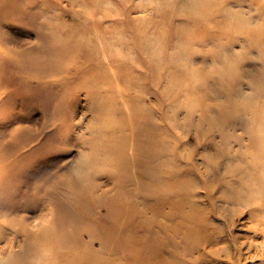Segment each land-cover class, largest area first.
<instances>
[{"label":"rangeland","instance_id":"rangeland-1","mask_svg":"<svg viewBox=\"0 0 264 264\" xmlns=\"http://www.w3.org/2000/svg\"><path fill=\"white\" fill-rule=\"evenodd\" d=\"M77 4L0 0V264H63L75 254L77 264H264V213L221 200L214 176L234 174L216 167L217 141H246L241 122L254 134L264 128V44L170 41L196 25L187 10L164 25L160 0H109L98 24L81 23L95 8ZM125 15L132 22L118 23ZM196 27L240 34L231 19ZM95 29H137L147 40L99 48L87 36ZM238 152L233 166L252 168L241 182L262 178L260 148ZM185 178L196 188L178 183ZM263 193L251 187L247 196ZM74 212L104 234L82 239ZM20 224L40 236L26 238Z\"/></svg>","mask_w":264,"mask_h":264},{"label":"bare ground","instance_id":"bare-ground-1","mask_svg":"<svg viewBox=\"0 0 264 264\" xmlns=\"http://www.w3.org/2000/svg\"><path fill=\"white\" fill-rule=\"evenodd\" d=\"M58 2L61 0H57ZM118 3L122 4L126 0H116ZM142 1V0H139ZM109 2V0H82V3L80 5L77 4V0H72V4L76 3L78 6H84L85 8L90 6L93 10L89 12V16H84L82 15L81 23L85 24H98L104 19H106L107 16H109L111 11H108L105 8H100L103 3ZM249 2V4H248ZM244 3H247L248 6H244ZM257 3V5H256ZM239 7L238 9H234L235 7ZM246 7V8H244ZM64 9V8H63ZM128 9V10H127ZM127 12H131L134 10L133 6H130L129 8L127 7ZM187 10V14L192 18L193 23L196 26H200L201 24H204L205 21H213L215 19H223V20H234L236 23V28L235 31H238L240 34L238 35H226L224 32L225 30L219 29L218 32L213 33L211 31L208 32H200L198 28L195 26L193 28H189L184 32H177L174 35L167 36L166 39L168 40H174L175 42H180L192 38H200V41L203 42H208V41H213L216 42L218 45H228V44H234V43H243V44H264V3L262 5L259 4V2L255 0H232V2H228L227 0H212L210 3H205V4H199L195 2L194 0H160V11L164 15V25L168 24L169 18L172 20L174 17L178 15V12ZM190 10V11H188ZM81 13L80 9L76 8V12ZM174 16V17H173ZM262 19V22L259 21ZM132 22V17L131 15L124 17V19H120L118 23H125V24H130ZM253 24L254 27H249V25ZM137 30V29H136ZM136 30H131V32L128 34L127 32H116V31H109L107 29L98 30L95 29L94 33L90 32L88 33V37L91 38V36L96 37L99 40L98 47L103 48L107 47L109 48L112 46L111 40L116 37H122L126 38L128 40H137V39H142L143 41H146V35L143 34L142 36L136 32ZM223 41V42H222ZM95 47V48H98ZM138 50L140 52H147L150 48L147 46H137ZM101 50V49H100ZM105 51V50H104ZM106 53V52H105ZM104 53V55H105ZM95 79V78H94ZM96 80V79H95ZM91 83V81H89ZM94 83V82H92ZM264 102V100H263ZM262 119L264 122V109L260 111V116H258ZM199 124L196 125V128H198ZM238 128L242 129H251L250 135L248 136V139L244 141V134L243 133H236L232 135L229 139H222L221 141H217L214 148L217 150V156L223 160H226L222 162L223 160L217 161L216 162V167L218 168L220 165L222 169L229 171L232 173V170H234L233 178L230 180H227L226 178L222 177L220 174H215V179L220 182L221 185V193L220 197L221 200H223L226 203L230 204H241V205H246L248 207L252 206L253 209L250 211L251 216H257L261 215L264 213V208H263V203L261 200H264V193L261 195L260 198L257 200H250L247 196L248 192L250 191L251 187H254L256 189H260L261 187L264 186V159L260 160V163L257 164L258 167L255 169L260 172H262V178L255 177L254 179L251 180H246L249 183L252 184H243L241 182L242 178L244 177L243 174H245L244 170L245 169H252L250 165H248V168H243L240 167L238 168L237 166H233V164L230 162L232 159H238L242 158V154L239 155L238 151H242L243 148H248V149H253L256 147L260 148L261 153H259L258 156H262L264 158V128L261 129L259 132L255 133L252 130V127L249 125V122H241L238 124ZM200 127V126H199ZM254 128V127H253ZM246 132V131H244ZM227 142H232L235 144L238 148L235 150L233 153V147L232 149L229 148L228 151H223L221 150L222 144H225ZM168 149V148H167ZM147 152V151H146ZM236 152H238L236 154ZM176 153V151H175ZM155 156H159V153L154 151ZM89 168H92L95 166V162L88 163L87 165ZM90 175V172L87 171L85 172L84 176H82L81 181L85 179V177H88ZM246 176V175H245ZM80 181V182H81ZM177 183V181H175ZM178 183H182V186L184 184H188L187 186L193 188H196V185L190 186V183L188 179H183V182L179 181ZM256 183L260 185L256 186ZM137 185V184H136ZM192 185V184H191ZM118 186L120 187H125L124 182L121 181L119 182ZM148 184L147 183H142L143 189H148ZM139 187V185H138ZM142 189V190H143ZM83 191L84 188H83ZM213 189L209 188V193L212 195ZM84 197V193H82ZM92 194V193H91ZM81 196V197H83ZM216 196V195H215ZM263 198V199H262ZM85 202H88L86 206V210H91L90 207L93 206L94 201H92V196L85 198ZM84 200V199H83ZM119 204L118 202L112 203V205L108 206V209L112 212L118 208ZM159 206V205H158ZM14 208V207H12ZM160 210V206L158 207ZM11 209V208H10ZM89 210V211H90ZM193 211V212H192ZM195 211L191 210L189 213H187L185 216L189 219L192 220L194 219V214ZM73 216H75L74 222L76 227L81 228V233L80 236L82 239H84V233H87L88 235L97 234L96 231H99L100 234H104L103 230L98 229L95 225L94 227L92 225H89V220L92 218L91 215H81L78 213H73ZM88 216V217H87ZM3 226L0 223V227ZM19 226H23V224H20ZM99 227H101L99 225ZM23 233L26 235V238H37L40 236L41 232L40 230H35L32 229L31 227H24L22 228ZM86 236V235H85ZM14 241L10 243L11 249L13 247ZM75 251V250H74ZM76 251H79L78 249ZM76 255V254H75ZM71 257L68 262L63 263V264H77V260H80L79 256ZM80 264V263H79Z\"/></svg>","mask_w":264,"mask_h":264}]
</instances>
